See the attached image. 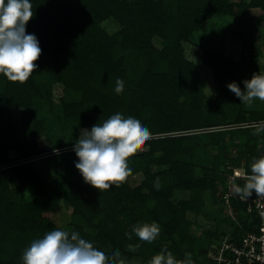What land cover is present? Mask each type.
Listing matches in <instances>:
<instances>
[{
  "label": "trees",
  "instance_id": "obj_1",
  "mask_svg": "<svg viewBox=\"0 0 264 264\" xmlns=\"http://www.w3.org/2000/svg\"><path fill=\"white\" fill-rule=\"evenodd\" d=\"M31 3L34 15L27 32L36 35L42 49L35 62L38 67L23 84L0 75V264H22L23 251L33 239L59 228L51 217L60 202L71 207L72 215L80 221L69 232L78 231L110 251L119 249L125 264H133L134 259L139 264H149L161 250L171 252L179 264L187 251L185 242L196 241L188 233L186 214L199 211L203 204L201 194L213 190L212 195L221 200V196L236 193L235 187L246 182L247 178H237L231 189L219 194L216 187L223 176L215 168L229 158L226 149L231 150L239 140L237 147L241 151L233 161L234 168H241L246 176L251 173L254 159L264 156V125L258 130L251 125L264 120V113L237 107L236 95L227 88L228 83L237 82L242 89L245 66L220 52L204 50L199 62L211 69L214 83L212 97L206 98L195 64L184 58L183 44L195 31L204 28L212 15L240 17L251 9L264 14V0ZM108 19L120 26L113 35L100 26ZM153 38L160 40V50L154 48ZM156 58L165 65L164 72L156 70ZM117 78L125 84L121 94L114 91ZM53 84L63 86L62 120L70 125L72 136L70 143L54 149V157L64 164L55 180L39 177L33 165L26 162L46 152L40 148L38 138L47 129L46 121L53 107ZM211 108L217 109L221 117L215 116ZM14 109L22 110L21 127L13 122ZM120 110L140 116L151 133L137 146L147 148L138 155L139 162L134 167L143 174V182L131 189L125 176L97 190L85 184L75 168L73 144L77 130H90ZM223 125L230 129H212L203 135L205 142L216 147V154L210 159L213 169L198 177L194 166L185 160L192 154L184 143L192 137L181 134ZM12 151L25 162L10 166L8 154ZM153 165L162 169L153 172ZM25 184L33 187V200L13 201L9 188ZM174 192H188L190 199L174 204ZM148 200L154 201V205L143 211ZM230 201L240 222L231 225L226 233L238 237L250 230L248 216L236 196ZM138 222L158 223L159 240L147 242L136 237L132 227ZM126 233H131V238ZM215 241L199 249L198 264H206L207 253Z\"/></svg>",
  "mask_w": 264,
  "mask_h": 264
},
{
  "label": "rangeland",
  "instance_id": "obj_2",
  "mask_svg": "<svg viewBox=\"0 0 264 264\" xmlns=\"http://www.w3.org/2000/svg\"><path fill=\"white\" fill-rule=\"evenodd\" d=\"M231 2H239L241 0H229ZM247 1V0H242ZM106 33L113 35L120 30V26L113 19L105 20L100 25ZM152 43L154 48L160 50L162 45L160 40L153 38ZM204 50H210L214 52H220L223 55L231 58L233 61L241 63L245 66L246 79H251L254 73H264V14L258 9L245 10L240 17H230L222 14H215L208 18L207 23L201 30L195 31L189 38V41L183 44L184 58L195 64L196 71L201 83L202 93L206 98L212 97L214 93V83L211 76V69L199 62V58ZM156 70L159 72L165 71V65L158 58L155 59ZM251 77V78H250ZM209 88V89H207ZM244 85L242 83V90ZM65 98V92L61 84H53L51 88V102L53 104L51 113L46 121L47 129L39 135L38 144L40 148L45 149L46 152L39 154L33 158L26 160L33 165L37 175L44 179L55 180L60 173L64 164L55 156V148L66 145L71 142V127L62 120L63 107H61ZM234 104L242 108L245 111H255L264 113V101L255 100L251 104L241 103L240 99L236 97ZM214 105V102H213ZM212 113L221 117L217 109H212ZM207 115V112H205ZM22 110L14 109L12 111V119L15 125L21 127L22 125ZM213 115V116H214ZM214 116V117H215ZM227 116V115H226ZM224 117V116H223ZM216 118V117H215ZM254 129L258 130L264 125V120H259L254 124H251ZM215 130H228L230 126L223 125L221 127H211L208 129L192 130L183 132L181 135L192 137L189 141H185L186 147L191 152L190 157H186L185 160L190 162L195 169V174L201 177L204 171H211L213 164H211V157L216 154V147L208 142L203 135ZM81 131L77 130V139L81 135ZM204 139V140H203ZM203 141V142H202ZM237 139L234 143V147L229 151L228 159L223 160V165L217 166L215 171L223 176V181L218 183L216 189H220V193L226 192L237 182V178H241L244 171L234 165L233 162L236 156L241 151ZM70 148V147H69ZM66 150V149H62ZM147 148H136L134 153L128 157L131 170L127 173L126 179L129 187L135 189L143 182V174L135 170L136 163L139 162L138 155L145 152ZM18 153L12 151L8 154L11 162L10 166L24 163L18 157ZM243 162V160H242ZM225 164V166H224ZM232 168H234L232 170ZM161 167L151 166V171H159ZM231 171V174L228 172ZM245 175V174H244ZM10 197L13 201H32L34 197L33 187L30 185H22L20 188L11 186L9 188ZM147 194V191H143ZM213 190H205L201 197L203 204L197 212H187L186 218L189 222V235L196 241L192 243L185 242L186 254L179 264H198L201 256H199V249L210 243L211 246L214 241H218L222 238L232 226H235L240 222L238 219L237 210L227 207L223 197L221 200L218 197L212 195ZM212 195V196H211ZM211 197V198H210ZM190 194L188 192H174L171 201L175 204L180 200H189ZM154 205V201L148 200L143 207V211L151 208ZM138 215V213H135ZM52 221L60 228L66 231L72 230V228L79 224V219L72 215V208L59 203L58 210L52 214ZM232 225V226H231ZM91 233V230L89 231ZM219 236V237H218ZM159 235L155 241L159 240ZM218 237V238H217ZM215 241V242H216ZM159 242V241H158ZM163 243V242H161ZM131 251H136L135 248H130ZM133 264H139L138 259H134Z\"/></svg>",
  "mask_w": 264,
  "mask_h": 264
},
{
  "label": "clouds",
  "instance_id": "obj_3",
  "mask_svg": "<svg viewBox=\"0 0 264 264\" xmlns=\"http://www.w3.org/2000/svg\"><path fill=\"white\" fill-rule=\"evenodd\" d=\"M31 0H0V75L8 81L23 84L38 67L35 63L42 52L34 33L27 32L33 18ZM243 90L237 82L227 88L241 103L264 101V73H254L243 82ZM125 84L117 78L115 93L121 94ZM209 89V88H207ZM210 90V89H209ZM151 133L140 116L123 110L94 124L91 129H82L73 144L77 157L75 168L85 184L99 190L127 175L131 170L128 154L143 144ZM251 173L244 185L236 186L235 192L250 197L254 192L264 196V156L254 159ZM264 215V212L261 213ZM132 233L140 240L152 242L160 233L156 222L137 223ZM131 238V233H126ZM119 249L108 250L86 239L78 231L56 228L42 237L33 239L22 254V264H125ZM149 264H178L166 250L155 254Z\"/></svg>",
  "mask_w": 264,
  "mask_h": 264
},
{
  "label": "built area",
  "instance_id": "obj_4",
  "mask_svg": "<svg viewBox=\"0 0 264 264\" xmlns=\"http://www.w3.org/2000/svg\"><path fill=\"white\" fill-rule=\"evenodd\" d=\"M241 178H247L241 175ZM236 196L244 206V214L249 231L235 237L226 233L214 244L207 253L206 264H264V196H257L254 192L250 197L240 193H227L223 196L227 207L230 198Z\"/></svg>",
  "mask_w": 264,
  "mask_h": 264
}]
</instances>
